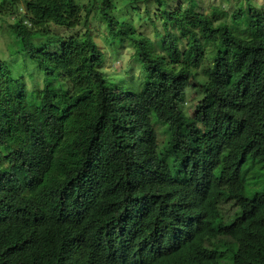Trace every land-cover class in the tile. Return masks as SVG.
<instances>
[{
	"label": "trees",
	"instance_id": "1",
	"mask_svg": "<svg viewBox=\"0 0 264 264\" xmlns=\"http://www.w3.org/2000/svg\"><path fill=\"white\" fill-rule=\"evenodd\" d=\"M102 1L144 71L138 90L98 76L89 28L49 32L81 24L77 0H23L44 86L0 61V264H264V6L231 22L163 9L149 19L158 51ZM189 80L192 115L178 100Z\"/></svg>",
	"mask_w": 264,
	"mask_h": 264
},
{
	"label": "rangeland",
	"instance_id": "2",
	"mask_svg": "<svg viewBox=\"0 0 264 264\" xmlns=\"http://www.w3.org/2000/svg\"><path fill=\"white\" fill-rule=\"evenodd\" d=\"M114 4L112 14L118 18L131 19L137 26V31L148 35L154 41V46L160 51V43L154 35L155 26L150 22L153 16H159L163 9H178L181 13L194 3V11L211 14L214 8H221L223 14L220 18L231 22L230 15L239 6L246 8L248 5L263 8L264 0H145L139 2H127L126 0H111ZM82 8V21L74 29H68L51 24L49 32L55 35L69 37L81 35L89 28L96 43L104 54V61L99 66L98 76L106 79L110 86H121L128 90H138L140 83L144 82V71L139 62L132 56V48L125 39L113 40L108 34L106 24L100 14L104 6L102 0H77ZM25 8L23 0H0V61H3L12 71L14 79L23 77L29 90L41 89L44 86V73L38 65L30 59L26 45V35L31 28L30 23L24 18ZM87 16V22L85 23ZM217 15V14H216ZM187 15H183L186 20ZM156 24L160 27V22ZM240 28L243 27L242 24ZM209 38L215 40L217 32L215 28L208 31ZM46 37V36H45ZM47 38V37H46ZM38 42H46L45 38ZM198 72L201 69L197 70ZM65 89L69 88L67 81H63ZM195 80H189L186 84L184 97H179L183 110L189 115L194 113V105L198 100Z\"/></svg>",
	"mask_w": 264,
	"mask_h": 264
}]
</instances>
